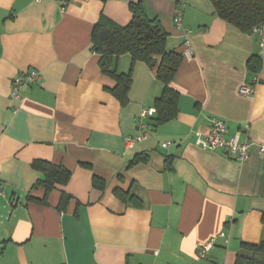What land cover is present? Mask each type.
<instances>
[{"label":"crops","instance_id":"obj_1","mask_svg":"<svg viewBox=\"0 0 264 264\" xmlns=\"http://www.w3.org/2000/svg\"><path fill=\"white\" fill-rule=\"evenodd\" d=\"M138 4L168 34L167 51L182 56L169 84L179 103L175 119L151 120L149 138L127 149L126 139L139 134L135 117L155 109L163 84L156 67L129 54L115 59V76L104 73L91 39L101 18L127 26ZM177 10L190 57L173 22ZM257 51V36L220 19L210 0H0V264H235L250 256L242 244L264 241ZM31 70L42 80L11 101L12 79ZM128 73L121 104L113 89ZM251 84L252 94L239 92ZM210 117L225 121L227 137L252 142L247 161L201 147L196 133L208 132ZM34 161L70 173L46 202ZM62 192L71 198L58 209ZM211 237L213 248L198 259Z\"/></svg>","mask_w":264,"mask_h":264},{"label":"trees","instance_id":"obj_2","mask_svg":"<svg viewBox=\"0 0 264 264\" xmlns=\"http://www.w3.org/2000/svg\"><path fill=\"white\" fill-rule=\"evenodd\" d=\"M216 15L223 21L237 27L243 32L264 22V0H210ZM132 19L125 27H119L106 18H101L93 27V50L100 56L101 70L109 75L115 59L123 54H129L133 61H142L149 67H156V78L163 84L161 96L155 101L156 117L152 125L157 126L176 118L178 113L179 94L169 87L177 69L182 62V56L173 51H167L168 34L157 19H149L140 4L132 5ZM159 58V60H158ZM257 67L252 69L256 72ZM117 85L113 89L114 96L121 104L127 100V92L131 82L130 73L116 77ZM32 167L38 170L42 177L35 186L45 189V197L40 202H46L47 194L56 185L64 186L70 179V173L59 166L43 161H34ZM93 186L102 189L103 181L93 178ZM70 196L61 193L58 209H63ZM242 248L250 252V256L238 255L235 264H264V241L259 245L242 244Z\"/></svg>","mask_w":264,"mask_h":264},{"label":"built area","instance_id":"obj_3","mask_svg":"<svg viewBox=\"0 0 264 264\" xmlns=\"http://www.w3.org/2000/svg\"><path fill=\"white\" fill-rule=\"evenodd\" d=\"M38 1V0H36ZM173 22L176 29L180 32L183 45L184 55L190 57L192 54L191 45L188 39L189 31L182 26L181 11L177 10L173 18ZM250 33L254 34L258 38V57L264 61V22L254 26ZM42 80V75L38 71H28L25 73H19L16 75L10 85V100H20L21 90L25 85H33ZM257 77L254 76L253 84L256 83ZM253 84L242 85L239 92L242 95H250L253 93ZM155 109L147 108L142 109L135 117L136 128L139 130V134L134 137H129L125 141V148L130 149L136 143L144 141L150 136L151 120L154 116ZM197 141L204 149L211 151L220 150L224 154L233 157L237 162H245L249 158V147L252 142L248 138L241 139L239 134L227 137V127L224 120L216 117L209 118L208 132L206 134L196 133ZM170 142H164L161 144L162 148H168ZM260 151L264 153V144L260 145ZM0 195H3V190L0 183ZM219 237L224 238L227 241V237L224 233H220ZM216 237H211L208 241L204 242L198 249V259H206L208 252L213 248Z\"/></svg>","mask_w":264,"mask_h":264}]
</instances>
